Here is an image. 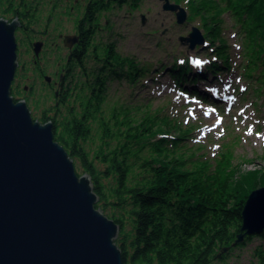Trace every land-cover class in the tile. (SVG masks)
<instances>
[{"label": "trees", "instance_id": "16d2710c", "mask_svg": "<svg viewBox=\"0 0 264 264\" xmlns=\"http://www.w3.org/2000/svg\"><path fill=\"white\" fill-rule=\"evenodd\" d=\"M141 1L91 0L84 11L82 45L90 47L91 37L96 33L92 25L98 22L99 14L124 5L137 7ZM174 1L188 3L189 20L201 21L204 37L212 47L219 41L220 45L212 49L216 58L228 68L230 58L227 42L222 37L221 18L224 12H230L245 35L249 56L245 70L247 78L254 80L257 77L254 72L260 67V75L264 76V0H222L225 6L220 8L218 0ZM105 51L103 67L89 76L87 84L92 95L83 105L84 112L73 114L62 129L55 124L54 132L55 140L73 159L80 160L85 173L91 175L100 196L96 207L120 226L117 245L123 252L124 264L222 263L235 249L248 245L257 237L263 239L264 233L247 236L242 244L233 247L242 227V209L249 194L263 186L264 169L240 174V180L234 182L232 146L226 147L215 169L206 162L195 165L196 169L187 167L186 159L178 157L179 153L172 149L183 144L192 133L191 129L182 127L171 117L161 118L160 114H155L159 111H155V117L151 116L150 106L146 111L136 107L139 112L135 114L131 106L114 110L115 115H121L128 124L122 120L119 123L122 126L113 133L102 125L104 137L95 159L104 163L106 169L97 170L90 159V151L83 144L91 136L90 123L105 101L108 83L125 79L136 85L150 71L134 59L117 55L112 47ZM219 69L220 65L213 63L206 70L215 76ZM170 74L177 84L195 82L202 77L191 72L188 61L173 65ZM143 112L146 115L140 117ZM174 131L179 134L170 141L168 138ZM225 248L229 251L218 258ZM257 254L259 264H264V249H259Z\"/></svg>", "mask_w": 264, "mask_h": 264}, {"label": "rangeland", "instance_id": "374dc122", "mask_svg": "<svg viewBox=\"0 0 264 264\" xmlns=\"http://www.w3.org/2000/svg\"><path fill=\"white\" fill-rule=\"evenodd\" d=\"M19 2L15 0L16 5ZM54 2V0H40L43 12L37 17L42 18L49 14ZM89 2L91 0H68L67 4L64 0H57L55 19H58L56 20L57 28L61 27L57 34L71 36L68 38L70 40L78 35V24H82L84 11ZM171 3L176 2L171 0ZM216 3H218V8L225 6L222 0ZM163 4L160 0H142L137 7L124 5L99 14L98 22L92 25L96 33L92 35L91 44L86 53L87 60L84 64L86 67L84 70L81 66L74 67L72 80L68 81L67 103L59 106L54 90L48 88L46 83L38 81L39 85L34 92L35 95L28 102L33 119L44 124L45 121H42L44 116L49 119L54 117L53 121L56 126L62 129L63 124H67L73 114L84 112L83 105H86V101L92 95L87 84L89 76L94 75L96 70L103 67L105 50L112 47L117 55L134 59L142 66L150 68V71L136 85L129 84L125 79L111 80L108 83V91L104 96L105 101L101 104L100 111L95 115L93 122L90 123L91 136L83 144L84 148L90 151V159L94 161L99 172L106 169L104 163L95 159V152L102 145L101 138L104 137L102 125L104 124V128L113 133L122 126L119 125L122 120L124 124H128L121 115H115L114 110L120 106H131L134 108L132 109L133 114L139 112L136 111V107H141L143 111H146L150 106L151 116L155 117V111H159L155 114H160L161 118L171 117L179 121L178 124L182 127L191 129L192 133L185 138L183 144L181 143L179 148L172 149L175 153H179L178 157L186 159L187 167L196 169L195 165L206 162L212 165V169H215L220 164L226 147L232 146V168L234 173L236 172L235 175L231 173L234 182L240 180V174L263 170L264 76L260 75L262 67L254 72L261 80L257 77L254 80L253 78L248 79L246 76L245 70L249 56L245 35L237 27L236 19L230 12H224L221 18L223 19L222 37L227 42L230 58V68H228L216 58L214 49H212L220 45L219 41L213 47L209 44L197 45L193 50H190L188 45L181 44L180 38L187 37L193 27L201 29L200 20H189L187 2L178 3L188 14L187 20L182 25L177 23L174 12L163 10ZM39 24L40 26L31 25L32 29H29L28 33L35 35L36 31L43 30L44 21H39ZM86 26L89 28L88 24ZM24 38L25 35L22 36V40ZM54 45L55 50L44 59V64L50 72L57 69L56 58L67 54V50L61 49L63 47L59 38ZM20 48L23 61L29 62L31 54L28 53L26 45ZM60 49L63 51L61 52ZM69 52L68 48V55ZM186 61L189 62L194 72H202L213 63H218L219 73L212 76V72H209L207 80H202L199 88L196 86L194 88L191 84L180 87L173 80L170 71L173 65L183 64ZM199 64L201 65L198 66ZM164 68L166 69L163 71ZM31 76L33 74L27 72L23 80L19 82L21 88L15 89L17 93L22 92L23 86L26 85L28 88L31 86L35 79ZM187 88L194 89L190 90L191 92H194L196 88L201 92L199 95L192 94L184 90ZM213 92L216 96L220 94L219 98L214 97ZM140 114V117H144L146 112ZM177 134L179 133L176 131L172 132L168 139L174 140ZM105 139L109 138L105 137ZM112 144L117 145L115 142ZM134 147L137 149V146ZM144 154L152 155L148 152ZM74 162L77 174L82 176L85 169L81 161L74 159ZM108 182L109 180H106L105 184ZM263 186L260 185V187ZM259 249H264V238L257 237L248 245L235 249L226 261L216 262V264H259L257 254ZM221 253L222 251L219 252Z\"/></svg>", "mask_w": 264, "mask_h": 264}, {"label": "water", "instance_id": "95a60500", "mask_svg": "<svg viewBox=\"0 0 264 264\" xmlns=\"http://www.w3.org/2000/svg\"><path fill=\"white\" fill-rule=\"evenodd\" d=\"M160 1L185 23L184 8ZM18 25L0 20V264H124L121 228L96 207L100 196L91 175L77 174L74 159L55 140L54 124L34 120L27 102L12 96ZM180 42L193 50L205 39L193 27ZM241 218L233 247L264 233V186L249 194Z\"/></svg>", "mask_w": 264, "mask_h": 264}, {"label": "flooded vegetation", "instance_id": "af4514ba", "mask_svg": "<svg viewBox=\"0 0 264 264\" xmlns=\"http://www.w3.org/2000/svg\"><path fill=\"white\" fill-rule=\"evenodd\" d=\"M19 1L20 2L16 5L15 0H0V20H4L8 23L17 22L19 24L15 31L18 45L17 53L19 67L13 82L14 87H12V96L15 101L25 100L29 105V99L35 95L34 92L39 85L38 81H40L41 83H46L48 88L54 90V96L57 99V104H59V106L61 104H66L68 101V81L70 82L72 80L71 78L73 77L74 67L81 66V68H83L82 70L86 67H84V64L87 60L86 53L89 48L82 45V24H78V35L73 36L70 40L68 37L71 36L63 35L62 33L57 34V32H60L59 30L61 28H57L58 19H55L57 16L55 15L57 0H54L55 2L51 7L49 14L42 18L37 17V15H40L41 12H43L41 10L42 7L40 0ZM64 1L68 4V0ZM41 20L45 23L44 29L36 31L35 35L28 33L30 32L29 29H32L31 25L40 26L39 21ZM23 35H25V38L22 40ZM58 38L61 40V45L63 47L61 49L67 50V54L63 57L59 55L58 58H56L57 69L50 72L47 65L44 64V59L51 51L55 50L54 44ZM22 45H26L28 53L31 54L29 62L23 61L22 59L20 48ZM68 48L70 49L69 55ZM61 49L60 51L62 52L63 50ZM27 72H31L33 74L31 77L35 79L32 81L29 88L25 85L22 87V92L18 91L19 93H17L15 89L20 87L19 82L23 80ZM53 119L54 117H50L49 119L44 116L42 121H45V123L51 121L55 125Z\"/></svg>", "mask_w": 264, "mask_h": 264}, {"label": "bare ground", "instance_id": "6f19581e", "mask_svg": "<svg viewBox=\"0 0 264 264\" xmlns=\"http://www.w3.org/2000/svg\"><path fill=\"white\" fill-rule=\"evenodd\" d=\"M192 126H194V125H192Z\"/></svg>", "mask_w": 264, "mask_h": 264}]
</instances>
